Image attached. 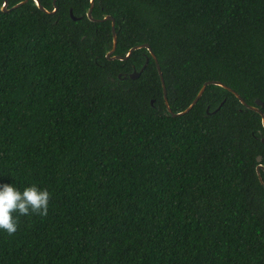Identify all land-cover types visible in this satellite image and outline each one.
I'll list each match as a JSON object with an SVG mask.
<instances>
[{"label":"trees","instance_id":"16d2710c","mask_svg":"<svg viewBox=\"0 0 264 264\" xmlns=\"http://www.w3.org/2000/svg\"><path fill=\"white\" fill-rule=\"evenodd\" d=\"M21 1L0 0V185L51 199L0 230V264H264L262 115L210 84L172 116L102 21L114 54L150 45L173 112L216 80L264 113V0Z\"/></svg>","mask_w":264,"mask_h":264},{"label":"clouds","instance_id":"9594fccd","mask_svg":"<svg viewBox=\"0 0 264 264\" xmlns=\"http://www.w3.org/2000/svg\"><path fill=\"white\" fill-rule=\"evenodd\" d=\"M50 199L51 193L35 184L23 191L11 184L0 185V230L13 235L18 229L20 216H46Z\"/></svg>","mask_w":264,"mask_h":264},{"label":"water","instance_id":"95a60500","mask_svg":"<svg viewBox=\"0 0 264 264\" xmlns=\"http://www.w3.org/2000/svg\"><path fill=\"white\" fill-rule=\"evenodd\" d=\"M27 1L29 0H23L19 3H17L16 5H14L12 8H17V7H20L21 5L25 4ZM35 3L44 11L48 12V10H46L44 8V6H42V4L40 3V0H34ZM53 3H54V11H56L57 7H56V0H53ZM7 5H8V2L7 0H4V4L2 5V10L6 11L7 10ZM93 7H94V0H90V7L88 8L87 10V15L88 17L91 19V20H96L98 21L99 19H95L93 18V15H92V12H93ZM71 16L73 18L74 15L72 13V10H71ZM110 19L111 22H112V33H113V45H112V48L107 51V58L109 59H118V60H124V59H127L128 57H130V55L133 53V51H135L136 49H140V48H147L150 53H151V56L153 57V59L155 60L156 62V65H157V69H158V72H159V76H160V80H161V83H162V88H163V93H164V99H165V104H166V107H167V110L170 112V114L172 116H179V115H183L187 112H189L193 106L198 102V100L200 99V97L202 96L203 92L205 91L207 85H210V84H216V85H220L224 88H227L229 91L233 92L237 97L238 99L241 101V103H243L244 105H246L248 108L250 109H253L257 112H259L261 115H262V123H263V126H264V113L262 112V110L259 108V106H262V101L259 100V99H256V106H253V105H250L248 103L245 102V100L235 91L233 90L232 88L228 87L227 85H225L224 83L220 82V81H216V80H211V81H206L201 89L199 90L198 94L196 95V97L194 98V100L191 102V104L182 112H173L170 105H169V101H168V97H167V89H166V85H165V80H164V77H163V73H162V70H161V67H160V64L157 60V57L155 55V53L152 51L150 45L148 43H143V44H139V45H136L132 48L129 49V51L126 53L125 56H120V55H116L114 54L115 53V50H116V46H117V34H116V30H115V19L112 17V16H104V18L102 19V21L104 20H108ZM101 20V19H100ZM148 63V59L146 60V63L144 64V66L142 67L141 71L146 67ZM131 78H137L140 76V72H137V71H133L132 73H130L129 75ZM154 100L151 101V103H153ZM264 141V139H263ZM261 156L259 155L257 160L258 162H260L258 165H257V170H264V164L261 163ZM261 179V182H263L262 178Z\"/></svg>","mask_w":264,"mask_h":264}]
</instances>
